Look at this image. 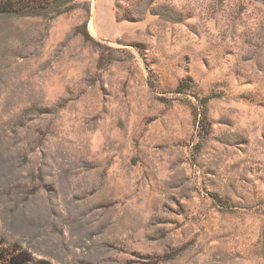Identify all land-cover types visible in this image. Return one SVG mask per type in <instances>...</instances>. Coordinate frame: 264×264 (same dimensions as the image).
Listing matches in <instances>:
<instances>
[{"label":"rangeland","instance_id":"rangeland-1","mask_svg":"<svg viewBox=\"0 0 264 264\" xmlns=\"http://www.w3.org/2000/svg\"><path fill=\"white\" fill-rule=\"evenodd\" d=\"M93 1L0 13V264H264L263 1Z\"/></svg>","mask_w":264,"mask_h":264},{"label":"trees","instance_id":"trees-1","mask_svg":"<svg viewBox=\"0 0 264 264\" xmlns=\"http://www.w3.org/2000/svg\"><path fill=\"white\" fill-rule=\"evenodd\" d=\"M72 1L73 0H0V13L50 7L55 10L57 14H61L74 8L71 4ZM209 98L210 97H206L205 101H209Z\"/></svg>","mask_w":264,"mask_h":264},{"label":"crops","instance_id":"crops-1","mask_svg":"<svg viewBox=\"0 0 264 264\" xmlns=\"http://www.w3.org/2000/svg\"><path fill=\"white\" fill-rule=\"evenodd\" d=\"M93 3L94 14L90 22L92 29L96 32H101L102 30H104L102 25L103 21H105L104 18L108 19L110 24L116 26L115 24L118 22L114 19V0H94ZM96 15H99L102 18L97 20Z\"/></svg>","mask_w":264,"mask_h":264},{"label":"water","instance_id":"water-1","mask_svg":"<svg viewBox=\"0 0 264 264\" xmlns=\"http://www.w3.org/2000/svg\"><path fill=\"white\" fill-rule=\"evenodd\" d=\"M263 1V3H264V0H262Z\"/></svg>","mask_w":264,"mask_h":264}]
</instances>
